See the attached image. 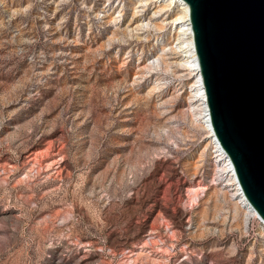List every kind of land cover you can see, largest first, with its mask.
I'll return each mask as SVG.
<instances>
[{"label":"rangeland","instance_id":"rangeland-1","mask_svg":"<svg viewBox=\"0 0 264 264\" xmlns=\"http://www.w3.org/2000/svg\"><path fill=\"white\" fill-rule=\"evenodd\" d=\"M176 15L166 0H0V264H264Z\"/></svg>","mask_w":264,"mask_h":264},{"label":"water","instance_id":"water-1","mask_svg":"<svg viewBox=\"0 0 264 264\" xmlns=\"http://www.w3.org/2000/svg\"><path fill=\"white\" fill-rule=\"evenodd\" d=\"M209 127L264 221V0H182Z\"/></svg>","mask_w":264,"mask_h":264},{"label":"bare ground","instance_id":"bare-ground-1","mask_svg":"<svg viewBox=\"0 0 264 264\" xmlns=\"http://www.w3.org/2000/svg\"><path fill=\"white\" fill-rule=\"evenodd\" d=\"M169 4L176 5L178 15H176L175 19L179 22V34L183 35V39L181 41L182 46H184L185 51L188 52L189 64L193 70H195L194 74V85H195V93L197 95V100L199 101L198 104V113L200 114L201 118H204L203 123L205 124V128L207 130V138L209 139V143L212 147L213 158L218 163L221 173L226 177V184L224 187L230 191L231 199L243 210V214L246 217H252L257 219L260 224L261 228L264 229V221L258 216L257 212L250 206V204L246 201L235 176L234 170L230 164L229 158L227 154L220 148L219 144L217 143L211 128L208 124L207 119V111L204 105V95L200 92L199 88V76L198 72L196 71L195 65V54L193 52V44H192V36L190 32V26L188 22V7L185 2L182 0H166ZM174 19V20H175ZM175 20V21H176ZM188 63V62H187Z\"/></svg>","mask_w":264,"mask_h":264}]
</instances>
